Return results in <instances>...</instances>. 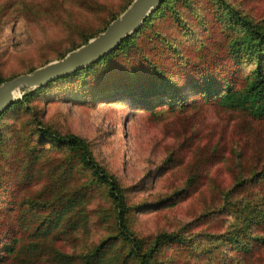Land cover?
<instances>
[{
  "label": "rangeland",
  "instance_id": "1",
  "mask_svg": "<svg viewBox=\"0 0 264 264\" xmlns=\"http://www.w3.org/2000/svg\"><path fill=\"white\" fill-rule=\"evenodd\" d=\"M130 1L0 0V74L7 77L28 72L49 60L60 58L83 43H78L82 34H93L101 29ZM225 1L255 21L261 22L264 18V0ZM191 2L193 6L197 2L209 8L211 5L215 7L214 3L218 1L184 0L176 6L185 19L182 30L167 13L154 19L153 28L177 44L196 40V28L190 29L186 22L189 14H194L189 10ZM109 64L113 67L110 70L112 74L104 77V81L110 78L125 80V75L118 72L123 64L121 56L116 54ZM250 66L249 63L241 64V75L246 76ZM179 77L183 79L182 74ZM100 79L101 72H96L86 83L76 77L52 81L32 95L29 105L36 108L43 122L57 132H72L86 139L94 158L125 187L129 205L149 204L144 209L131 210L130 214L131 229L143 239L144 245L160 231L179 230L186 237L191 235L192 242L186 240L184 243L176 241L161 245L157 256L161 262L158 264H209L204 258L206 254L200 253V249L203 251L208 244L201 242L194 233L224 229L229 218L220 221V216L208 215V211L216 207L218 193L230 185L233 173L241 164L243 169H248L255 163L258 169L262 167L264 170V121L251 119L242 111L226 110L212 104L162 117L152 116L143 113L140 100L132 102L128 98L106 96L95 99L93 92L101 86ZM238 82L240 84V80ZM36 87L23 88L15 97L19 98L22 93ZM184 91L195 99L194 104L200 102L193 89ZM105 93L109 91L100 95H108ZM158 99L168 102L170 98L159 96ZM23 110L12 109L2 118L15 127L5 133V141L11 147L2 149L3 152L0 150V183L2 181L1 184L13 189L16 197L23 199L19 208L27 209L29 216L32 209L35 214L40 210V199L34 198L39 190H42V197L54 196L57 191L70 190L77 182L79 184L82 176L76 164V167L62 168L61 148L50 143L27 164V156L20 150L26 135L24 127H20L21 121L27 117ZM212 149H217V157L211 162L207 160L196 188L190 193L188 189L181 196L179 191L186 186L185 179L193 158H201ZM169 153L173 160L164 162ZM249 174L242 173L243 176ZM42 186L46 189H41ZM261 187L252 189L249 200L257 201V206L264 212V193H261L264 182ZM260 194L263 197L260 198ZM167 195H177L178 199L172 205L162 202L153 206L152 203ZM3 203L1 199L0 207ZM76 205L80 208L74 226L49 240L55 231L51 228L44 237L45 243L50 241L61 253L74 257L90 248L112 227L111 206L98 184H89L83 195L77 198ZM13 215V210L3 212L2 223L9 222L6 227H12ZM248 228L252 229V225ZM189 243H193L192 247ZM218 252L215 249L209 255L212 258ZM45 255L36 264H50ZM75 258L68 264L74 263ZM221 261L220 257L214 264H221ZM241 264H264V246Z\"/></svg>",
  "mask_w": 264,
  "mask_h": 264
},
{
  "label": "trees",
  "instance_id": "2",
  "mask_svg": "<svg viewBox=\"0 0 264 264\" xmlns=\"http://www.w3.org/2000/svg\"><path fill=\"white\" fill-rule=\"evenodd\" d=\"M182 1L184 2L160 0L158 6L143 18L141 25L122 37L113 49L83 67L22 93L21 97L13 99L0 111L1 152L2 149L11 147L5 141V133L15 127L2 118L12 109H24L27 117L21 121L20 127H24L26 135L20 150L27 156V164L50 143L61 148L62 168L76 164L82 176L79 184L77 182L70 190L57 191L54 196L42 197V190H39L34 198L40 199V210L35 214L32 209L29 216L27 209L19 208L23 199L16 197L13 189L10 190L1 181L0 200L3 199L4 203L0 207V264H36L43 254H46V261L49 260L50 264H68L75 257L72 264H158L161 262L157 257L161 245L176 241L184 243L186 240L192 242L191 235L186 237L179 230L160 231L144 245L143 239L131 229L130 214L131 210L144 209L149 204L129 205L126 202L125 187L94 158L88 141L72 132H57L43 122L36 108L29 105L32 95L52 81L76 77L86 83L96 72H101L102 79L109 75L111 77L110 70L113 67L109 63L118 54L123 63L118 72L125 75V80L100 79L101 86L93 92L95 99L106 96L112 99L128 98L132 102L140 100L143 113L159 117L212 104L226 110L242 111L251 119L264 121V18L261 19L263 22L255 21L225 0H216L218 2L214 3L215 7L211 5L209 8L201 3L198 5L197 2L193 6L191 2L189 10L194 14H189L186 22L190 29L196 28L197 39L177 44L152 25L158 15L167 13L170 20L182 30L185 19L176 8ZM105 25L93 34H82L78 43L95 35ZM244 63L251 65L246 76L241 75L240 65ZM179 74L183 75V79ZM12 76L14 75L5 77L0 74V81ZM186 89L194 90L200 99L198 104H194L193 97L186 95L188 92H182ZM108 91L109 93H105L108 95H100ZM159 96H168L170 99L165 102V99H158ZM173 97L176 99H172ZM215 150L217 149L207 151L201 158H193L189 175L185 179L186 186L179 191L181 196L188 189L190 193L196 188L207 160L211 162L212 158L217 157ZM172 158L169 153L163 161L168 162ZM257 167L253 163L248 169H243L241 164L233 173L230 185L218 193L216 207L209 209L208 215L220 216V221H227L229 218L224 229L194 233L201 242L208 244L203 251L200 249V253L206 254L204 258L209 264H214L220 257L221 264H241L259 247L264 246V212L257 206V201L249 200L253 188H263L264 170ZM243 172L250 174L243 176ZM89 184H98L102 195L109 201L112 227L90 248L76 253L74 257L72 254L61 253L50 241L45 243L44 237L51 228H55V231L50 234L49 240L74 226L80 208L75 203ZM41 189L46 188L42 186ZM242 191L246 193L243 194ZM259 197L263 195L260 194ZM177 199V195H167L152 204L155 206L164 202L165 205H172ZM5 210L14 212L10 221L12 227H6V223H9L7 221L2 223ZM249 225H252V229L248 228ZM114 244L116 245L113 246ZM192 244L189 243V246L192 247ZM111 248L113 249L109 252ZM215 249L219 250L218 255L211 258L209 254L212 250L215 252Z\"/></svg>",
  "mask_w": 264,
  "mask_h": 264
},
{
  "label": "water",
  "instance_id": "3",
  "mask_svg": "<svg viewBox=\"0 0 264 264\" xmlns=\"http://www.w3.org/2000/svg\"><path fill=\"white\" fill-rule=\"evenodd\" d=\"M160 0H131L105 27L85 42L68 50L60 58L49 60L28 72L0 81V111L15 99L23 88H33L83 67L113 49L126 34L137 29L143 18ZM17 91L13 95V92Z\"/></svg>",
  "mask_w": 264,
  "mask_h": 264
},
{
  "label": "bare ground",
  "instance_id": "4",
  "mask_svg": "<svg viewBox=\"0 0 264 264\" xmlns=\"http://www.w3.org/2000/svg\"><path fill=\"white\" fill-rule=\"evenodd\" d=\"M16 93H17V91H14V92H13V95L16 94Z\"/></svg>",
  "mask_w": 264,
  "mask_h": 264
}]
</instances>
